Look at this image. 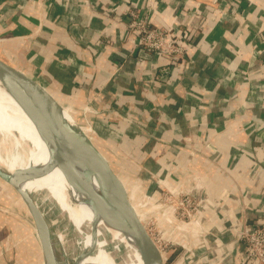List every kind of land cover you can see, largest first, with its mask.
<instances>
[{
    "label": "crops",
    "instance_id": "obj_1",
    "mask_svg": "<svg viewBox=\"0 0 264 264\" xmlns=\"http://www.w3.org/2000/svg\"><path fill=\"white\" fill-rule=\"evenodd\" d=\"M132 6L153 27L188 30L183 60L137 50ZM0 59L65 120L85 117L171 243L163 264H241L238 233L264 211V0H0ZM164 193L197 196L193 224L172 218Z\"/></svg>",
    "mask_w": 264,
    "mask_h": 264
},
{
    "label": "water",
    "instance_id": "obj_2",
    "mask_svg": "<svg viewBox=\"0 0 264 264\" xmlns=\"http://www.w3.org/2000/svg\"><path fill=\"white\" fill-rule=\"evenodd\" d=\"M0 83L22 105L48 150L43 166H28L12 173L0 168V180L16 192L32 219L44 264H62V252L58 251L49 224L33 197L20 185L45 176L55 167L107 224L134 239L142 264H163L161 252L139 218L124 184L72 115L71 121L65 120L61 116L64 107L42 84L1 59ZM79 164L83 165L81 172L77 170Z\"/></svg>",
    "mask_w": 264,
    "mask_h": 264
},
{
    "label": "bare ground",
    "instance_id": "obj_3",
    "mask_svg": "<svg viewBox=\"0 0 264 264\" xmlns=\"http://www.w3.org/2000/svg\"><path fill=\"white\" fill-rule=\"evenodd\" d=\"M7 95L0 83V138L12 140L11 153H0V168L12 173L28 166H43L48 160L47 146L27 113ZM79 165L77 170L81 172L83 165ZM20 186L33 197L43 216L48 218L52 204L66 215L77 235L74 245L79 252L74 264H138L133 254V238L107 224L87 198L74 191L58 167L41 178L23 181ZM51 233L60 246L62 264H71L63 233L57 230Z\"/></svg>",
    "mask_w": 264,
    "mask_h": 264
},
{
    "label": "built area",
    "instance_id": "obj_4",
    "mask_svg": "<svg viewBox=\"0 0 264 264\" xmlns=\"http://www.w3.org/2000/svg\"><path fill=\"white\" fill-rule=\"evenodd\" d=\"M138 13L137 9L132 6L128 11L127 18V29L129 32L135 33L137 50H145V55L152 56L155 61L165 58L173 64L183 60V55L191 44L188 30L176 34L167 29L153 27L147 17L139 16ZM141 62L143 59L137 57L136 63L140 64ZM196 197L189 193H182L175 197L164 193L161 204L168 206L171 216L175 220L193 224L195 215L201 211L200 201ZM146 205L145 201H141L137 206L145 207ZM145 228L162 254L163 249L168 248L171 243L165 241L162 236L160 237L161 234L154 221H150ZM155 233L158 234L159 239ZM238 238L241 243L240 263L264 264V211L259 213L249 224L242 226ZM187 253L189 258L194 257L193 253L189 251Z\"/></svg>",
    "mask_w": 264,
    "mask_h": 264
},
{
    "label": "rangeland",
    "instance_id": "obj_5",
    "mask_svg": "<svg viewBox=\"0 0 264 264\" xmlns=\"http://www.w3.org/2000/svg\"><path fill=\"white\" fill-rule=\"evenodd\" d=\"M65 108V106H64ZM76 122V119L73 118ZM79 121L76 122L83 129H88L86 119L83 115H80ZM91 139H94V135L91 131L86 132ZM93 142L95 140H92ZM12 140L4 141L0 138V153H11ZM6 150V151H5ZM50 214L46 218L50 230L63 233L65 238L64 248L65 252L71 257V264H74V258L79 252L78 248H75L74 239L77 237L72 229V225L68 221L66 215L53 204L50 206ZM135 208V206H134ZM146 207H136V212L143 222L148 225L150 220L145 219L143 210ZM157 239L158 234L155 233ZM161 237V235H160ZM134 252L133 254L138 259V264H142L140 253L133 239ZM58 251L60 246L57 245ZM168 249H163V253H166ZM77 252V253H76ZM0 264H44L43 257L40 251V246L35 235L32 219L30 218L25 206L20 200L19 196L14 192L12 188L4 184L0 180Z\"/></svg>",
    "mask_w": 264,
    "mask_h": 264
},
{
    "label": "trees",
    "instance_id": "obj_6",
    "mask_svg": "<svg viewBox=\"0 0 264 264\" xmlns=\"http://www.w3.org/2000/svg\"><path fill=\"white\" fill-rule=\"evenodd\" d=\"M206 74H207V73H202V77H206Z\"/></svg>",
    "mask_w": 264,
    "mask_h": 264
}]
</instances>
